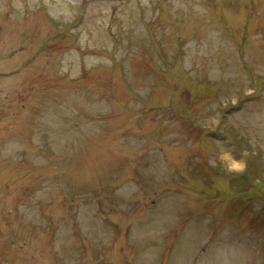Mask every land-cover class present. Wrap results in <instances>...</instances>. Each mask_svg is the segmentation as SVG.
I'll list each match as a JSON object with an SVG mask.
<instances>
[{
	"label": "rangeland",
	"instance_id": "rangeland-1",
	"mask_svg": "<svg viewBox=\"0 0 264 264\" xmlns=\"http://www.w3.org/2000/svg\"><path fill=\"white\" fill-rule=\"evenodd\" d=\"M0 264H264V0H0Z\"/></svg>",
	"mask_w": 264,
	"mask_h": 264
},
{
	"label": "bare ground",
	"instance_id": "bare-ground-1",
	"mask_svg": "<svg viewBox=\"0 0 264 264\" xmlns=\"http://www.w3.org/2000/svg\"><path fill=\"white\" fill-rule=\"evenodd\" d=\"M234 165H235V166H237V167H239V165H238V164H236V163H235Z\"/></svg>",
	"mask_w": 264,
	"mask_h": 264
}]
</instances>
